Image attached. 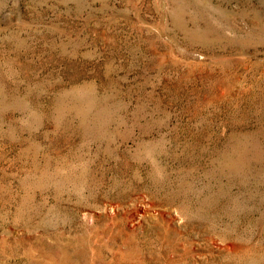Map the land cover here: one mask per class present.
Masks as SVG:
<instances>
[{"label":"rangeland","instance_id":"1","mask_svg":"<svg viewBox=\"0 0 264 264\" xmlns=\"http://www.w3.org/2000/svg\"><path fill=\"white\" fill-rule=\"evenodd\" d=\"M0 264H264V0H0Z\"/></svg>","mask_w":264,"mask_h":264}]
</instances>
